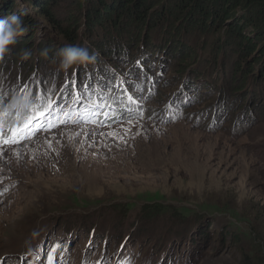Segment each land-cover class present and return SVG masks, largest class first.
<instances>
[{
    "label": "rangeland",
    "instance_id": "1",
    "mask_svg": "<svg viewBox=\"0 0 264 264\" xmlns=\"http://www.w3.org/2000/svg\"><path fill=\"white\" fill-rule=\"evenodd\" d=\"M59 1L52 11L65 26L77 19L75 44L95 57L68 69L56 53L71 42L41 8L4 0L0 13L27 28L0 58L4 128L22 126L36 90L61 105L82 92L89 109L72 105L67 123L0 145V258L46 264L60 244V264H264V78H232L238 56L234 44L220 49L224 31L172 36L160 23L147 44L144 33L128 44L135 29L88 32L89 0ZM47 42L55 50L43 57Z\"/></svg>",
    "mask_w": 264,
    "mask_h": 264
},
{
    "label": "trees",
    "instance_id": "2",
    "mask_svg": "<svg viewBox=\"0 0 264 264\" xmlns=\"http://www.w3.org/2000/svg\"><path fill=\"white\" fill-rule=\"evenodd\" d=\"M3 1L0 2V13L4 11L8 13L11 5ZM30 1L41 8L48 22L57 28L66 40L75 44L79 28L75 26L77 19L71 15L68 25L65 26L66 22L61 21L52 11L53 6L60 2L59 0ZM84 15L89 26L86 28L91 34L95 29L101 28L104 33L113 37L114 33L120 35L126 30L135 29L136 35L134 33L127 38L128 44L137 40L140 42V36L149 27L160 25V23L165 28L167 26L168 29L165 30L167 33H172V36L173 31L179 33L183 28L188 31L195 29L216 34L224 31L226 39L218 43L220 49L223 50L228 43L234 44L238 56L232 78L237 74H239L237 79L241 76L245 79L248 75L256 80L264 78V63L260 64L258 74L254 73L252 65L257 61L261 62L264 58V46L257 49L255 44L257 39L264 40V0H174L173 4H170V0H89ZM146 36L145 44L148 43ZM30 39L31 37L26 43ZM101 44L103 42H99V45ZM138 46L139 44H136L135 48ZM45 49L48 50V55L55 50L49 42ZM45 49H42L41 53ZM103 50L105 51L106 48ZM252 53L256 54L250 58ZM248 58L249 60L246 61ZM239 83H236L234 88L235 94L241 92L244 87L243 82Z\"/></svg>",
    "mask_w": 264,
    "mask_h": 264
},
{
    "label": "snow or ice",
    "instance_id": "3",
    "mask_svg": "<svg viewBox=\"0 0 264 264\" xmlns=\"http://www.w3.org/2000/svg\"><path fill=\"white\" fill-rule=\"evenodd\" d=\"M76 86V80L66 83L65 88L61 90V95H64L66 100L72 98L71 90H73ZM79 86L88 87V85H84L82 82ZM27 88L28 85L25 84L21 91ZM26 97L29 99V103H31L33 106L29 110L28 114H26L24 123L22 126L9 127L7 129L4 128L3 123H0V145L20 143L33 137L35 133L39 131H48L58 127L59 124L67 123V120L62 119V117L69 116L70 112L72 111V105H79L82 107L84 112H89L88 108L83 107V93L78 91L76 92L75 97L71 99V104L66 105H61L53 101L50 95L46 96L44 94L43 90H36L35 92L31 93L30 96L26 94ZM127 100L130 104L136 103V100H134L133 96L130 94L127 95ZM89 103H91L93 107H99L96 101L90 100ZM104 106L111 107L108 104H105ZM126 111L131 112L132 109L126 107ZM103 115L107 116L108 112H104ZM17 118H19V113H17ZM54 121H58V123H54ZM5 133L7 136H5ZM2 155L3 152L0 150V157H2ZM5 191H7V189L0 190V195H3ZM58 250H62V245L53 244L48 248L46 252V264H60V261L57 258ZM0 264H6L4 258H0ZM117 264H130V262L121 259L117 261Z\"/></svg>",
    "mask_w": 264,
    "mask_h": 264
},
{
    "label": "clouds",
    "instance_id": "4",
    "mask_svg": "<svg viewBox=\"0 0 264 264\" xmlns=\"http://www.w3.org/2000/svg\"><path fill=\"white\" fill-rule=\"evenodd\" d=\"M26 31L27 28L21 17L12 15L9 18H0V58H3L10 51L11 46L17 43V37L23 35ZM41 54L47 56L48 50H43ZM30 55V51L23 50L25 59ZM56 55L59 58L60 67L63 69L90 62L95 58L88 47L73 44L64 45L57 51Z\"/></svg>",
    "mask_w": 264,
    "mask_h": 264
}]
</instances>
